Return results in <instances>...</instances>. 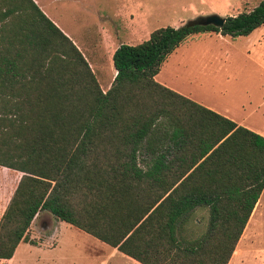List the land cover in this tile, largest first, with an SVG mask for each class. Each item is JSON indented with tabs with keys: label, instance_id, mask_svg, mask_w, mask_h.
Masks as SVG:
<instances>
[{
	"label": "trees",
	"instance_id": "1",
	"mask_svg": "<svg viewBox=\"0 0 264 264\" xmlns=\"http://www.w3.org/2000/svg\"><path fill=\"white\" fill-rule=\"evenodd\" d=\"M36 4L0 0V166L20 172L0 215V259L46 210L143 264H227L264 187V136L154 76L191 34L248 35L264 0L220 27L186 21L119 44L104 92ZM197 207L206 227L185 237Z\"/></svg>",
	"mask_w": 264,
	"mask_h": 264
},
{
	"label": "rangeland",
	"instance_id": "2",
	"mask_svg": "<svg viewBox=\"0 0 264 264\" xmlns=\"http://www.w3.org/2000/svg\"><path fill=\"white\" fill-rule=\"evenodd\" d=\"M35 1L43 12L44 4L49 6L47 9L51 14L46 16L54 20L72 42L83 40L94 44L99 39L101 31L96 28L101 18L97 16L96 9L98 6L106 7L107 0ZM258 1L112 0L115 4L108 3L112 21L107 27L118 40L125 38L128 43H137L147 38L155 28L167 25L177 27L189 19L211 13L235 15L248 11ZM99 14H104V11ZM80 49L84 57L86 52ZM89 49L91 53L85 54L87 59L101 58L98 47L91 46ZM156 80L163 81L169 88L228 109L236 117L245 114L241 118L243 123L264 132V23L246 36H223L213 31L189 35L166 56ZM100 84L103 85V80ZM13 172L0 167V183L2 179L5 182L4 189L0 188V210L14 185ZM247 224L230 264H264V188ZM57 230L59 234L63 232L61 239L70 238L76 231L74 227H65L59 219ZM33 231L34 228L28 227L27 239ZM23 248L24 244L20 250L23 251ZM44 256L42 253L41 257ZM0 264H14V261L0 259Z\"/></svg>",
	"mask_w": 264,
	"mask_h": 264
},
{
	"label": "crops",
	"instance_id": "3",
	"mask_svg": "<svg viewBox=\"0 0 264 264\" xmlns=\"http://www.w3.org/2000/svg\"><path fill=\"white\" fill-rule=\"evenodd\" d=\"M33 1H35V0H33ZM111 1L112 0H107V2L105 3L106 7L98 6L97 7L98 9H96L97 16L101 18L100 21H98L97 28H96L97 30L101 31L99 39L96 40L94 44H89L83 40H80L76 43L73 42V43H75V46L77 47V49L80 50V52H81L80 48H82V50L86 52V53H84V58H85V60H87V63L89 65L91 71L93 72L96 80L98 81L100 89L103 92L108 89V87H109V85L113 79V76L115 74V70L112 67V62H111V55H112L114 49L121 43L136 44V43H128L125 40V38L118 40L115 36L116 34H113L114 36H112V34L109 32L110 29L107 26H108V23H111V21H112V19H111L112 11L110 10L111 8H109V5L115 4L114 2L112 3ZM113 1H115V0H113ZM108 3H109V5H108ZM36 5L38 6V4H36ZM38 7H40V6H38ZM44 7H45V12H43V11L42 12L45 15H50L51 13L47 9L49 6L44 4ZM100 11H104V14L100 15L99 14ZM124 21L126 22L125 18H123V22ZM52 22L57 26V24L54 20ZM60 30L65 35H67L64 30H62V29H60ZM91 46H96L99 48L98 54H100L101 58L91 60L90 58L87 59L85 57V54L87 56L88 53L89 54L91 53V51L89 49V47H91ZM102 58H103V60H102ZM156 76H157V73L154 76L155 80H156ZM100 80H103V85L100 84ZM156 81L162 85L165 84L163 81L162 82H160L158 80H156ZM164 86H166V85H164ZM174 89H173L174 91L190 98L191 100L195 101L196 103L200 104L201 106L232 120L237 125L246 127L248 129L264 136L263 131H260L258 129H255V128L250 127L247 124L243 123L241 118L245 114L242 115L241 117H236V116H234L233 113H230L228 109H222L213 103L206 102V101H203L201 99H197L192 94H189L186 92H181L176 88H174ZM177 153H178V151L175 150L174 151V158H176ZM181 153L182 154L185 153L186 158H189L188 152H181ZM175 163H176V161H175ZM0 167H2V166H0ZM2 168H5V167H2ZM191 169H189L186 172V174L189 173L191 171ZM12 171H14L13 176L15 177V182H14V185L12 187V190L10 191V195H11V193L15 187V184L19 178V173H20V172L15 171V170H12ZM4 184H5V182L2 179V182L0 183V188H3ZM10 195L7 197L6 202L2 205V208L0 210V215H1L6 203L8 201ZM258 199H259V197L257 198V200ZM257 200H256V202H257ZM256 202L254 203L253 208H254ZM253 208H252V210H253ZM252 210H251L250 214L252 213ZM250 214L247 218V221L244 225V228H243V230L239 236L238 241L236 242L234 250H233L227 264H230V260H231L232 255L234 254L235 248L238 245L239 240L241 239V236H242L243 232L245 231V229L248 225L247 223H248ZM207 219H208L207 208H205V207L195 208L191 212L190 217L188 219H186V221H184L183 224H180L182 229H183V232H181V229H179L180 234H182L183 236L188 237V238L198 235L200 232H202L205 229ZM57 220L58 219L54 218V216H52L46 210L38 211L33 216L32 220L29 224V228H31V227L34 228L33 233L29 235V238H28L29 241L28 242H19L16 245L12 256L9 259H4V260L7 262H11V263L14 261V264H143L140 261L120 252L116 247L110 246L106 242L98 239L97 237L91 235L90 233H87V232H85V231H83V230H81V229H79L73 225H70L69 223H66L62 220H60V221H62L64 223L65 227H70V228L74 227L76 229V231L71 235L70 238L61 239L63 232H61V234L58 233ZM201 227H202V229H199ZM42 229H44V233H41ZM22 244H24L23 251L20 250V246ZM44 250H45V253H44ZM21 251L24 253L25 257H24V255L23 256L20 255V254H22ZM42 253L45 254L44 258L41 257ZM142 255H144V254H142ZM151 257H152V259L156 260L157 262L161 261V258H159L156 254L151 255ZM25 259L28 262H26ZM43 260H44V262H41Z\"/></svg>",
	"mask_w": 264,
	"mask_h": 264
},
{
	"label": "water",
	"instance_id": "4",
	"mask_svg": "<svg viewBox=\"0 0 264 264\" xmlns=\"http://www.w3.org/2000/svg\"><path fill=\"white\" fill-rule=\"evenodd\" d=\"M225 16H220L215 13L197 16L193 19H189L188 21L198 24V25H212L215 27H220L224 21Z\"/></svg>",
	"mask_w": 264,
	"mask_h": 264
},
{
	"label": "bare ground",
	"instance_id": "5",
	"mask_svg": "<svg viewBox=\"0 0 264 264\" xmlns=\"http://www.w3.org/2000/svg\"><path fill=\"white\" fill-rule=\"evenodd\" d=\"M35 2V1H34ZM36 3V2H35Z\"/></svg>",
	"mask_w": 264,
	"mask_h": 264
}]
</instances>
